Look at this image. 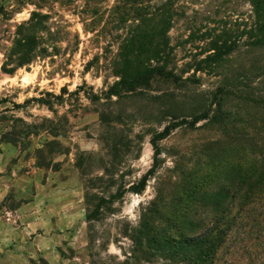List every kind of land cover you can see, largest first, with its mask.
Instances as JSON below:
<instances>
[{
	"label": "rangeland",
	"instance_id": "1",
	"mask_svg": "<svg viewBox=\"0 0 264 264\" xmlns=\"http://www.w3.org/2000/svg\"><path fill=\"white\" fill-rule=\"evenodd\" d=\"M164 2L0 0V220L6 237L0 264H168L153 256L126 258L132 245L125 232L159 178L166 182L175 174V161L185 169L204 142L225 137L204 121L173 130L159 141L157 172L137 192L153 163L148 131L160 129L145 115L159 104L148 96L115 105L88 98L116 79L123 59L155 58L143 49L149 38L139 36L148 31L144 19ZM171 9L167 34L180 68L209 53L223 31L237 35L253 21L248 0H175ZM196 76L201 90L215 79L200 71ZM101 110L113 112L108 122L100 120ZM262 210L255 206L212 264H264Z\"/></svg>",
	"mask_w": 264,
	"mask_h": 264
},
{
	"label": "trees",
	"instance_id": "2",
	"mask_svg": "<svg viewBox=\"0 0 264 264\" xmlns=\"http://www.w3.org/2000/svg\"><path fill=\"white\" fill-rule=\"evenodd\" d=\"M173 1L165 0L143 22L148 31L139 38H149L143 49L155 58L123 59L116 79L88 98L115 105L148 96L159 104L156 113L145 115L146 122L153 120L160 129L148 131L153 163L137 192L157 172L162 162L159 141L173 130L192 129L204 121L202 126L223 133L225 139L215 137L201 145L191 166L181 169L174 162L175 174L166 182L159 178L151 199L139 204L137 222L125 232L132 245L126 258L145 255L168 264H212L219 249L240 234V225L251 219L255 206L264 205V0H248L253 12L248 29L237 35L223 31L209 53L182 68L171 57L167 34ZM136 44L132 37V51L139 49ZM192 67L193 73L186 75ZM198 71L215 77L204 90L198 88ZM107 112H99L102 122L113 114Z\"/></svg>",
	"mask_w": 264,
	"mask_h": 264
},
{
	"label": "crops",
	"instance_id": "3",
	"mask_svg": "<svg viewBox=\"0 0 264 264\" xmlns=\"http://www.w3.org/2000/svg\"><path fill=\"white\" fill-rule=\"evenodd\" d=\"M4 228H3V222L2 220H0V249L2 248L3 245L6 244V242L4 241V239L6 237H4Z\"/></svg>",
	"mask_w": 264,
	"mask_h": 264
}]
</instances>
